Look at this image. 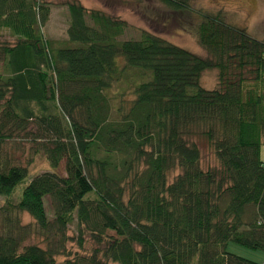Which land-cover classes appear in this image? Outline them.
Returning a JSON list of instances; mask_svg holds the SVG:
<instances>
[{
    "label": "trees",
    "instance_id": "trees-1",
    "mask_svg": "<svg viewBox=\"0 0 264 264\" xmlns=\"http://www.w3.org/2000/svg\"><path fill=\"white\" fill-rule=\"evenodd\" d=\"M66 7L72 46L53 50L42 0H0V264H255L227 247L264 253V43L220 14L202 16L201 58L145 31L120 41L126 22ZM131 71L141 82L113 119L105 93ZM208 71L214 90L200 83ZM196 135L219 169H202ZM15 140L51 171L26 184L29 167L3 153ZM74 221L78 248L85 238L95 246L89 257L66 249ZM32 233L45 249L25 244Z\"/></svg>",
    "mask_w": 264,
    "mask_h": 264
},
{
    "label": "rangeland",
    "instance_id": "rangeland-1",
    "mask_svg": "<svg viewBox=\"0 0 264 264\" xmlns=\"http://www.w3.org/2000/svg\"><path fill=\"white\" fill-rule=\"evenodd\" d=\"M72 1L79 2L88 11H103L114 19L126 22L129 28L119 39L120 41L138 40L140 32L145 31L194 55L206 58V53L197 45L196 28L201 22L202 16L220 14L226 24L244 28L251 38L264 43V0H188L190 6L188 11L170 10L157 0H42L49 9V19L42 27V34L53 50L72 46L67 42V29L70 20L66 7V4ZM4 39L6 38L3 37L2 40ZM6 40L11 42L10 39ZM3 70V66L0 64V74H4ZM124 77L127 79L123 78L120 83L114 86L113 90L105 93L111 102V117L113 119L117 117L115 111L121 95L126 94V99H130L133 85L141 82L135 71L127 72ZM200 83L205 90H214L217 86V72H205ZM190 141L199 149L203 170L220 168L212 147L203 137L196 135L190 138ZM30 147L29 143L21 140L7 143L3 147V153L12 165L29 167L26 184L36 175L51 171L42 154L35 155L32 158ZM31 158L33 160L29 163ZM260 161L264 163V145L260 148ZM63 167L64 162L60 164L57 171L60 175H64ZM178 174V171L171 173L168 182L173 181ZM23 187L24 185L18 187L17 196ZM12 198L14 200L16 197ZM2 202L3 199H0V205H2ZM44 206L50 216L47 200ZM21 224L24 226L33 225L34 222L28 215L23 214ZM67 236L69 241L66 244V249L71 257L73 255L89 257L92 249L95 248L88 238H85L83 247L78 248L76 221L69 227ZM25 244L45 249L44 240L34 233L27 238ZM227 251L255 264H264V253L262 252L251 251L234 244H229ZM62 261V258L58 259L59 263Z\"/></svg>",
    "mask_w": 264,
    "mask_h": 264
}]
</instances>
